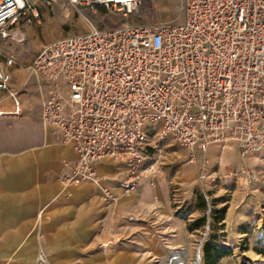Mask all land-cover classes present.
Here are the masks:
<instances>
[{"label": "built area", "instance_id": "2783aa9c", "mask_svg": "<svg viewBox=\"0 0 264 264\" xmlns=\"http://www.w3.org/2000/svg\"><path fill=\"white\" fill-rule=\"evenodd\" d=\"M62 1L86 28L43 44L29 68L39 77L42 121L74 153L63 159L64 187L90 181L116 203L98 162L141 169L136 182L154 173L160 166L146 150L156 127L189 150L200 180L209 177L213 145L235 143L264 162V0H183L181 21L158 22L135 21L147 17L149 0H0V91L13 103L0 116L23 112L12 88L13 45L22 40L14 22L29 15L39 24V3ZM103 11L127 21L101 27L90 14ZM230 173L252 176L248 167ZM36 264H48L42 247Z\"/></svg>", "mask_w": 264, "mask_h": 264}, {"label": "rangeland", "instance_id": "374dc122", "mask_svg": "<svg viewBox=\"0 0 264 264\" xmlns=\"http://www.w3.org/2000/svg\"><path fill=\"white\" fill-rule=\"evenodd\" d=\"M148 7L147 17L136 22L181 21L184 16L183 0H149ZM39 10L42 15L39 24L30 22L29 15H22L13 24V30L22 40L13 45L18 64L11 68L12 88L18 93L23 112L0 116V149L17 148L23 131L25 133L31 125L35 128L39 118L42 122L39 77L29 68L42 45L86 28L66 2L52 6L39 3ZM101 13L90 14L101 27H118L127 21L121 14ZM12 104L8 91H0V106L9 109ZM159 130L158 127L153 129L146 153L148 159L161 167L166 189L160 187L158 178L141 184L136 182L128 192L124 190L119 195L120 201L133 207L135 212L130 214L140 220L123 221L116 216L118 210L110 207V216L114 218L105 216L101 236L94 239L92 251L87 253L51 254L39 237V248L47 252L48 264H54L52 259L63 262L61 259L65 256L72 257V264H264L262 159L257 155L243 156L235 144L236 155L243 162L237 165L233 159L222 161L224 146L216 145L210 159L209 177L200 180L197 168L188 161L189 150L171 135L160 134ZM247 167L252 172L249 179L230 173ZM147 184L150 187H146ZM98 189L105 204L110 205ZM163 191L167 192V205L161 204L160 192ZM219 209L224 211L218 212ZM215 215L222 222L215 223ZM202 216L205 219L201 225L189 229L190 223ZM211 236L229 251L215 261L207 260L203 251L204 242Z\"/></svg>", "mask_w": 264, "mask_h": 264}, {"label": "crops", "instance_id": "0c3cea01", "mask_svg": "<svg viewBox=\"0 0 264 264\" xmlns=\"http://www.w3.org/2000/svg\"><path fill=\"white\" fill-rule=\"evenodd\" d=\"M39 119L35 128L31 125L18 137L21 144L17 148L0 149V264H36L39 237L51 254L79 255L92 251L94 239L103 231L105 216L114 218L110 216V207L118 210L116 216L123 221L140 220L130 214L135 209L126 206L121 198L107 206L95 183L64 187L59 179L65 170L63 159L73 158L74 153L51 125ZM216 148L210 147V159ZM236 152L235 143L224 146L221 160L233 159L241 164ZM191 164L197 168L198 176V164ZM140 170L129 169L109 157L97 164L103 183L117 195L136 183ZM162 174L160 167L139 182L159 178L160 187L165 190L167 183ZM160 194L161 204L167 205V192ZM52 260L54 264H72L71 256L62 257L60 263Z\"/></svg>", "mask_w": 264, "mask_h": 264}, {"label": "trees", "instance_id": "16d2710c", "mask_svg": "<svg viewBox=\"0 0 264 264\" xmlns=\"http://www.w3.org/2000/svg\"><path fill=\"white\" fill-rule=\"evenodd\" d=\"M224 209H219L218 212H223ZM223 218V217H222ZM205 219L204 216L197 218L195 221H193L192 223H190L189 225V229H194L197 226L201 225V222ZM214 221L215 223H219L222 222V220H219L216 215L214 217ZM223 224V223H221ZM203 251L205 254V257L207 260H217L219 257L228 254L229 251H226V249L224 248V246L215 241V237L211 236L210 239H208L207 241L204 242L203 245Z\"/></svg>", "mask_w": 264, "mask_h": 264}, {"label": "bare ground", "instance_id": "6f19581e", "mask_svg": "<svg viewBox=\"0 0 264 264\" xmlns=\"http://www.w3.org/2000/svg\"><path fill=\"white\" fill-rule=\"evenodd\" d=\"M2 109H3V107H2ZM11 109L12 108H9V109H4L5 111H8V112H10L11 111Z\"/></svg>", "mask_w": 264, "mask_h": 264}]
</instances>
